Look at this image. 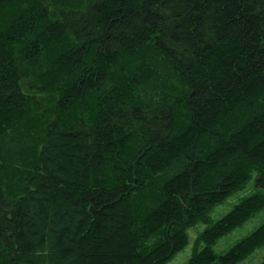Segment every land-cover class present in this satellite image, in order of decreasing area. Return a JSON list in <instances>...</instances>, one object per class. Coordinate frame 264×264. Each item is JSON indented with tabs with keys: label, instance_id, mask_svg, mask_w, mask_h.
I'll use <instances>...</instances> for the list:
<instances>
[{
	"label": "trees",
	"instance_id": "1",
	"mask_svg": "<svg viewBox=\"0 0 264 264\" xmlns=\"http://www.w3.org/2000/svg\"><path fill=\"white\" fill-rule=\"evenodd\" d=\"M255 171L264 0H0V264H166ZM262 210L242 199L186 264L246 260L264 224L214 246Z\"/></svg>",
	"mask_w": 264,
	"mask_h": 264
},
{
	"label": "rangeland",
	"instance_id": "2",
	"mask_svg": "<svg viewBox=\"0 0 264 264\" xmlns=\"http://www.w3.org/2000/svg\"><path fill=\"white\" fill-rule=\"evenodd\" d=\"M252 178L248 181L241 189L237 190L233 195L223 201L220 205L209 212L206 220L197 222L188 230L190 243L189 245L179 252L173 259L168 261L166 264H186L191 258L195 247L197 245L198 238L202 232L214 221L218 220L225 214H227L236 204H238L242 199L263 190V188L256 185L257 172L252 174ZM264 224V210L256 214L253 218L243 223L241 226L237 227L234 231L228 235L220 238L215 244L214 249L218 253H222L228 250L232 245L241 241L245 237L249 236L257 227ZM160 238H152L148 245H155L158 243ZM264 258V246L258 248L250 256L239 264H257L260 260Z\"/></svg>",
	"mask_w": 264,
	"mask_h": 264
}]
</instances>
